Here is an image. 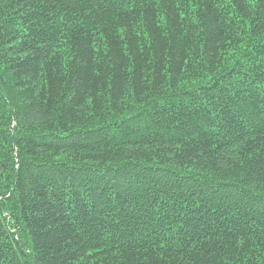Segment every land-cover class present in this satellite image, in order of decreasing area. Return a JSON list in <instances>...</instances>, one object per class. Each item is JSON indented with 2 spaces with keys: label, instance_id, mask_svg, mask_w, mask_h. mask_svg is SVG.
<instances>
[{
  "label": "trees",
  "instance_id": "16d2710c",
  "mask_svg": "<svg viewBox=\"0 0 264 264\" xmlns=\"http://www.w3.org/2000/svg\"><path fill=\"white\" fill-rule=\"evenodd\" d=\"M0 264H264V0H0Z\"/></svg>",
  "mask_w": 264,
  "mask_h": 264
}]
</instances>
